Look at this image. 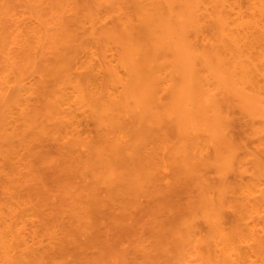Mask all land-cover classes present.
<instances>
[{"label":"bare ground","instance_id":"1","mask_svg":"<svg viewBox=\"0 0 264 264\" xmlns=\"http://www.w3.org/2000/svg\"><path fill=\"white\" fill-rule=\"evenodd\" d=\"M13 1L15 0H0V63L4 68H9V72L14 69L10 72L13 74L16 70L20 71L23 63L22 67L27 74L37 76L38 84L30 91L34 90L33 93L43 100L41 107L45 113L41 114L52 121L57 130L62 125L65 127L62 135L65 140L44 133L50 123L47 127H42V134L47 135L44 137L40 132L39 135L43 136V140H48V136L51 141L55 139L56 142L58 140L62 143V152L69 155L72 161L69 160V164L66 161L68 165L66 164L65 168V164L59 160L58 165L64 168L65 172L71 171V163H77L76 172L73 167L70 173L73 172L80 178L81 181L78 180L80 183L77 181L76 186L81 185L79 186L84 191L82 196L86 199L84 205L82 196H78L77 192L75 196L80 197V200H75V196V199L69 197L70 213L65 217L69 218L68 222H72L74 227L70 231L69 223L70 227L66 228L65 232L63 228L61 230L65 242L60 236L64 248L59 245L62 254L59 252L57 255H69L66 258L70 259L71 256V261L68 263L61 261L62 259L51 260L55 257L46 260L42 256L35 257V264H83V257L93 254L88 253L92 251L91 248H94L95 254L89 258L95 259V264H102L105 260V264H110L111 261V264H132L133 258L129 259L128 256L132 251L130 250V253L128 249L121 247L125 240L122 241L120 237L127 236V239L131 238L133 241L132 235H137L138 229L140 231L141 228L138 225L140 222H136L138 217H135V213L143 214L144 210H147L145 208L149 206L150 211L152 206L157 204L153 200V204L146 201L143 206L139 197L148 200L156 198L160 205H165H161L164 210L156 205L158 212L155 209L154 212H149L151 221L153 213L156 220L152 222L158 221L163 229L160 230L163 232L160 233L161 237L166 236V242L169 241L166 245L165 241L160 239L161 243L166 245L162 248L160 244L159 248H153L157 246L149 242L152 244L151 249L160 251V256L164 258L159 263L155 261L156 264H192V261H196L195 264H247V261H250V264H264V219L261 220V213H264V0H55L57 4L52 0L55 2L54 6H57L50 10L53 3L49 1V7L44 6L46 12H39L41 5L35 4L37 0H23L35 11L28 14L27 10L25 14L28 16H25H31L33 22L29 21L30 26L25 24V27L29 26L26 27L28 31L21 30V35L28 34L26 32L33 34L34 40L29 39L30 36L26 39L28 35L22 37L28 43L14 35L19 25L16 26L13 21L16 14L11 16L9 12L8 2L11 6ZM25 7L22 6V9ZM22 14L19 16L22 17ZM8 16L13 17V22L9 21ZM12 44L14 49L18 48V44L22 46V51L25 50L23 59L16 58L19 48L15 55L12 52ZM259 50L260 53L255 54ZM0 70L3 73L4 69ZM17 72L15 75L22 73ZM22 75L27 76L25 73ZM33 81L35 82V79ZM1 84L0 148L2 146L6 149L7 143H4L13 138L12 134L10 136L12 130L7 127L10 119L6 107H11L14 103L21 105L25 87L17 84L15 89H9L13 91L8 92L9 87L5 88ZM27 99L31 102L29 97ZM27 99L25 98V101ZM28 105L30 108L28 106L27 109L34 106ZM29 109L28 112L33 111ZM24 110L20 113L30 115L24 113ZM77 111L80 112L78 114L81 119L84 117L85 120L87 117L91 120L95 126L94 130L96 128L95 135L89 136L90 132L85 134L87 137L82 136L83 132L77 129L81 123ZM34 119L31 118L32 121ZM44 121L40 122L45 124ZM236 123L242 128L245 127L243 129L247 138L253 137L258 141L254 140L256 145H262L255 146V150L249 149V144L247 145L243 138L238 139L233 135ZM6 127L8 134L5 132ZM35 133L34 131L32 135ZM40 137L37 141L39 145H43L44 141L40 144ZM17 140L21 139L18 137ZM6 147L9 148L8 145ZM63 160H68L67 156ZM168 168L170 171H167ZM162 169L170 173L163 186L161 182L164 178L160 176ZM210 171L217 176L214 180L209 178ZM163 175L167 177L166 174ZM73 176L76 179V176ZM233 176L241 181L231 184L229 179ZM244 177L248 181L244 180ZM63 184L59 186L62 187ZM80 188L74 189L79 191ZM22 190L20 195L24 194H21ZM80 191L78 193L81 194ZM16 193L17 191L14 194ZM49 193L55 191H46V197ZM27 194L24 197H27ZM43 194L45 195V192ZM58 194L61 196V193ZM182 194L185 195L184 199L181 198ZM37 195L35 197H38ZM35 197L30 200L31 204ZM39 198L40 196L38 203L41 202ZM7 201L11 200L8 198ZM51 201L54 203L55 200ZM79 201L84 206H81ZM46 202L49 203V199ZM48 205L46 209L52 211L50 203ZM21 206L25 207L24 204ZM38 208L36 210L41 212L42 208ZM160 209L163 210L161 214ZM60 210L63 211L62 208ZM65 210L68 211L64 208ZM58 211L57 209V213ZM142 211L143 213H140ZM227 211L235 214L232 215L235 222H230L232 227L229 225V229L224 227L228 219L226 216L230 213ZM115 212L120 217H115ZM12 213L14 214L13 211ZM145 215L143 214L144 217ZM55 217H49L52 220V223L48 221L50 225L55 224ZM129 217L135 224L127 228L125 225ZM225 217L227 219H224ZM259 219L262 222L260 228L256 227ZM237 220L240 221L236 222ZM42 221L44 222L43 218ZM199 221L206 225L205 230L200 227L201 224L198 229ZM8 222L6 226L8 224L10 227V220ZM45 222L49 224L47 220ZM144 222V225H147L146 220ZM152 227L153 236L156 237L154 239L158 241V227ZM48 228L42 230H50ZM140 232V235L143 234ZM2 233L0 231V234ZM125 233H131V236ZM140 235L136 238L139 239ZM14 236H18L19 241L22 239L21 232ZM23 241L25 242V237ZM23 241L21 240L22 244ZM119 244L121 246H118ZM15 249L13 247L11 251ZM142 250L144 251L143 248ZM153 250L149 251L154 252ZM145 252L142 253L148 256L147 251ZM158 252L153 255L158 256ZM8 256L10 257V254ZM137 260L133 259L135 263Z\"/></svg>","mask_w":264,"mask_h":264},{"label":"rangeland","instance_id":"2","mask_svg":"<svg viewBox=\"0 0 264 264\" xmlns=\"http://www.w3.org/2000/svg\"><path fill=\"white\" fill-rule=\"evenodd\" d=\"M44 0H37V2L35 3V4H39V5H41V7H40V9H39V12H46L45 11V9H44V6H46L47 7V5L50 3V2H52V0H46V4L43 2ZM50 1V2H49ZM55 1V0H54ZM14 3H12L11 2V6H10V2H8L9 3V12H11L10 14H11V16L12 15H15L14 17H15V19H13V21H15V25L17 26V25H19V26H17V28H16V30H15V36L16 37H18V38H20L21 39V41H26V42H24V43H28L27 42V38L29 37V39L31 38V40H34L33 39V34L31 35V33L30 32H26V33H28V34H26V35H28V36H26V35H24V34H22L21 35V33H22V31H24L25 32V30H27L26 29V27L28 28L31 24V22H33V20H32V18H31V16H29V17H27L28 16V14H30L29 12H35V11H33L34 9H32V8H29L28 7V5H26V1H23V0H15V1H13ZM23 2H25L24 4H23ZM41 2V3H40ZM56 2V3H55ZM54 3L55 4H57V1H55ZM48 3V4H47ZM53 3V2H52ZM51 3V4H52ZM54 3L52 4V5H50V7H51V9L50 10H52L54 7L56 8V6H54ZM21 4V5H20ZM43 4V5H42ZM45 4V5H44ZM19 5V6H18ZM24 5L26 6L25 8H23L22 9V6L24 7ZM49 5H48V7H49ZM21 6V8H19ZM43 6V7H42ZM53 6V7H52ZM28 7V8H27ZM45 7V8H46ZM39 8V7H38ZM30 9H32V11L30 10ZM42 9V10H41ZM15 10H16V12H15ZM21 10H23V12L21 11ZM27 10H28V14H25V13H27ZM30 10V11H29ZM46 10H48V9H46ZM17 11L19 12L18 14H17ZM49 11V10H48ZM50 12H52V11H50ZM22 14V17L21 16H19V15H21ZM25 15H27V16H25ZM9 18H10V22H13V21H11V19L13 18V17H10V16H8ZM20 19H19V18ZM8 18V19H9ZM16 18H17V20H16ZM30 20H29V19ZM22 19H24V21L22 20ZM19 20H21L20 22H24L23 24L22 23H20L19 22ZM26 20H28V21H26ZM17 21L19 22V23H17ZM29 21H31V22H29ZM26 22V23H25ZM29 22V23H28ZM25 24H27V25H29V26H26L25 27ZM20 28V29H19ZM22 30V31H21ZM28 31V30H27ZM30 33V34H29ZM24 36H26V39H23L22 37H24ZM30 40V41H31ZM29 41V40H28ZM29 41V42H30ZM31 44H33V41H32V43ZM13 45V47H12V52L16 55L17 54V49L19 48V51H18V54H17V56H16V58H18L19 60L20 59H23L24 57H23V54H25V50L23 49V51H22V46H20V45H18V44H16L17 46H18V48L16 47V45H15V47H16V49H14V44H12ZM28 46H30V44H27ZM28 46H26V47H28ZM263 51H264V49H263ZM19 52H21L20 54H22V55H20L19 54ZM258 53H260V50L259 51H257L255 54H258ZM11 55L12 56H15V55H13L12 53H11ZM22 57V58H21ZM15 58V59H16ZM24 61V60H23ZM23 66V63H22V65H21V68H19V70L22 72V73H20L21 75L23 74V73H25V75H27L28 76V74H27V72L23 69L24 67H22ZM52 67H54V66H52ZM0 69H4L3 70V73L5 74V76H4V74L2 73V70H0V81H1V83H4V84H1L2 86L4 85L5 86V88H8V92H11V91H13V90H9V89H13L14 88V86L16 87V85L18 84V85H23V87H25V93H23L22 92V99L24 100H21L22 102H23V104H22V102H20L21 103V105L23 106H21V105H19L18 106V104L16 105L15 103L13 104V106H7L6 107V111H7V114H8V119H10V121H9V123L7 124L8 126L7 127H9V129L10 130H12V132H10V136H11V134H12V136H13V138L11 137V138H9L8 139V141H6L4 144H6L7 143V145L9 146V148L8 147H6L4 144H3V146H5V148L6 149H3L2 148V146H1V148H0V207H1V210L4 212H2L1 210H0V231L1 232H3L2 234H0V246L1 247H3V248H1L0 247V264L2 263V264H26V262H27V264H35V257H45V259L46 260H48V259H51L52 257H55V259L53 258V259H51V260H57V261H59V260H61V261H67L68 263L71 261V256L69 257L70 259H68V258H66V257H68L67 255H65V256H60V254H62L61 252V250H62V248L61 247H59V245H61L62 246V244H63V242H62V240H61V238H60V236L63 238V235H62V231L61 230H63L64 232L68 229V227H70V224L72 223V222H68V219L69 218H67L66 219V215H68L69 213H70V211H69V209H70V204H68V203H70L71 201H70V199H69V197H73L74 199H75V197H76V199L75 200H80L79 198H78V196L79 195H84V191H83V189L82 188H80V186L79 185H77L76 186V183L78 184V182L79 181H81V180H79L80 178H77V175L75 174V173H70L71 171H72V168L74 167V172H76V169H77V167H76V165H77V163L76 162H74V163H71L70 164V167L71 166H73L70 170L71 171H69V166H67L68 168V170L67 171H69V172H65V169L64 168H61V166L60 165H58L59 164V160H61L62 162H60V164L62 163V166L64 165L65 166V168H66V164H67V162L66 161H68V164H69V160H70V162H72L71 161V159L69 158V155H65V152H62L63 151V149L61 148V145H62V143L61 142H58V140H57V142H56V140L55 139H53V141H51L52 139L50 138V137H48V136H50L51 135V137L53 136H55V138L56 137H58V139L59 140H62V139H64V138H62L63 136L62 135H64V130H65V127L63 126H61V128L59 129V130H57V126L52 122V121H50V120H48V119H46L42 114H44L43 113V108L41 107L43 104V100H41V98H39V96L36 94V93H33V91L31 92L30 90H32V88H35L36 86H37V84H38V81H37V76L36 75H33V76H31L30 74H29V78L27 77V76H23V77H25V78H23L22 76H20V74H17V75H15V73L18 71V70H16L15 72H14V74L13 73H10L11 71L13 72V70H11L10 72H9V68H4V66H3V64L2 63H0ZM22 69V70H21ZM7 70V71H6ZM23 70H24V72H23ZM20 71H18L17 73H19ZM1 74H3V75H1ZM15 75V76H14ZM6 76H9L10 78L8 79ZM27 77V78H26ZM2 78H3V80L6 82H4L3 80H2ZM20 78L22 79V80H24V81H22V80H20ZM33 78V79H32ZM35 79V82L33 81ZM9 80V81H8ZM17 80V83H15L14 84V82ZM18 80H20L19 82H18ZM27 80V81H26ZM28 84H26V83ZM13 84V85H12ZM10 85V86H9ZM3 86V87H4ZM13 86V87H12ZM11 87V88H10ZM15 89V88H14ZM27 91H29V93H27ZM30 92H31V94H30ZM26 93H27V95H26ZM34 94V95H33ZM35 94L37 95V97L35 96ZM30 95V96H29ZM33 95V96H32ZM30 98V101L31 102H29V99H27V98ZM25 98L27 99L26 101H25ZM31 99H33V100H31ZM33 101V102H32ZM27 102V103H26ZM39 102V103H38ZM42 102V103H41ZM19 103V104H20ZM41 103V105L39 106V104ZM28 104H32L31 105V107L34 105L35 106V104H37V106H35L36 107V109L34 108V106L31 108V109H29L30 108V105H28ZM9 105H12V104H9ZM14 105H16V107L14 106ZM29 106V110L31 111L32 109H33V111H31V112H28V109H27V107ZM40 107H41V109H40ZM16 108V109H15ZM8 109V110H7ZM18 109H21V110H18ZM25 109V110H24ZM35 109V110H34ZM38 109V110H37ZM23 110H24V113H26V114H29L30 113V115H25V114H23V113H20V112H23ZM37 110V111H36ZM39 110H41V112L39 111ZM12 111V112H11ZM14 111V112H13ZM35 111L37 112V114H35ZM9 112H11V113H9ZM19 113V114H18ZM42 113V114H41ZM78 113H80L79 111H77L76 112V114H78ZM33 114H35L34 116L35 117H33ZM39 114V115H38ZM75 114V115H76ZM9 115H10V117H9ZM25 115V116H24ZM235 115H237V114H235ZM22 116H24L23 118H22ZM28 116V117H27ZM77 116V115H76ZM79 116H81L80 114H78V119H79V121L81 122L80 123V126H82V127H80V126H78L77 127V129L83 134H81L83 137H87L88 135L89 136H92V135H95L96 134V128H95V130H94V125H93V123L91 122V120L90 119H88L87 117L85 118V120H83L84 119V117L81 119V117H79ZM238 116V115H237ZM236 116V117H237ZM27 117V119H26V121L24 120L25 118ZM239 117V116H238ZM31 118L33 119V118H35V119H37L39 122L38 123H36V122H34V121H37V120H31ZM29 119H30V121H29ZM42 119V120H41ZM88 119V120H87ZM17 120V121H16ZM44 120H46V121H44ZM90 120V121H89ZM27 121H29V123H27ZM40 121H44L45 122V124H43V122L41 123ZM50 121V122H49ZM33 122V123H32ZM48 122V123H47ZM85 123V124H82V123ZM47 123V124H46ZM49 123H50V125H49ZM51 123H52V126H51ZM28 124V125H27ZM29 124H30V126H29ZM36 124H38V126L35 125ZM40 124H43V125H40ZM67 124V123H66ZM82 124V125H81ZM34 125V126H33ZM44 125H46V126H44ZM47 125H49V127H47ZM86 125V126H85ZM32 126V127H31ZM7 127H6V130H5V132L6 131H8V129H7ZM23 127H26V128H23ZM30 127V128H29ZM34 127V128H33ZM38 127H40V129H38ZM44 127H47L46 129H44L45 130V132L44 133H47L48 134V136L46 137V139H48L49 140V143H48V140H43L44 138H43V136L45 137L47 134H42V130H43V128ZM235 127H236V129L234 128L233 129V132L235 131V133H233V135H235V137H237L238 139H239V137L240 138H243L242 140H245L246 141V143H247V147L249 148V149H254L255 148V146H259V145H256V142H258V141H256V139L255 138H253V137H251V138H247V133H245V130L243 129V128H245V127H243L242 128V126L240 125V124H238V123H236V125H235ZM32 128L34 129V131L36 132L35 133V135L33 136L32 135V133H34V131L32 130ZM24 129H26V131L24 130ZM90 129H91V131H90ZM243 129V130H242ZM53 130V131H52ZM19 131V132H18ZM38 131V132H37ZM48 131H49V133H48ZM51 131V132H50ZM61 131H62V133H61ZM13 132H14V134H13ZM43 135L42 137H40L41 135H39L40 133ZM53 132V133H52ZM91 132V133H90ZM92 132H93V134H92ZM27 133V134H26ZM58 133H60V134H58ZM88 133H90V134H88ZM6 134H8V132H6ZM30 134V135H29ZM85 134H88V135H85ZM18 135V137H19V139H21L20 141L19 140H17L18 139V137H16ZM36 135H39V137L40 138H42L41 140H40V144H41V142L43 143V141H44V144L42 145H39V141H37V140H39V139H37V138H39V137H37ZM7 136H9V135H7ZM9 136V137H10ZM24 136V137H23ZM31 136V137H30ZM25 137H26V139H25ZM60 137V138H59ZM30 138V139H29ZM33 138V139H32ZM245 138H247V139H245ZM249 139V140H248ZM15 140H17V141H19V142H15ZM23 140V141H22ZM28 142V145H26V141ZM29 140V141H28ZM37 142V143H35V141ZM65 140V139H64ZM252 140H253V142H252ZM254 140L256 141V142H254ZM46 141V142H45ZM52 143H51V142ZM262 141H264V140H262ZM56 142V143H55ZM18 143V144H17ZM25 143V144H24ZM48 143V144H47ZM255 143V144H254ZM21 144V145H20ZM32 145L31 147H30V145ZM46 144V145H45ZM56 144H58V145H56ZM262 144H264L263 142H262ZM261 144V145H262ZM18 145V146H17ZM51 145V146H50ZM260 145V146H261ZM55 147H59L58 149H56ZM264 147V146H263ZM256 148H258V147H256ZM59 149H60V151H59ZM259 149V148H258ZM255 150V149H254ZM62 154V155H61ZM160 154V153H159ZM60 155V156H59ZM63 155H65V156H63ZM67 156V159L68 160H63V158L65 159V157ZM66 163H65V162ZM67 164V165H68ZM73 164V165H72ZM248 164H251L250 162H248ZM250 166H248V168H249ZM63 169H64V171H63ZM164 170V171H163ZM170 171V169L168 168L167 169V171ZM165 169H162L161 171H160V173H161V175L160 176H162L164 179H163V181L161 182L162 184H161V186H163V185H165V184H163V182L165 183L167 180H168V176H170V173H168ZM211 172V171H210ZM40 173V174H39ZM68 173H69V176H68ZM75 175L76 177V179H74V176L73 175ZM163 174H166V176L167 177H165V175H163ZM169 174V175H168ZM209 175V174H208ZM207 175V176H208ZM214 174L211 172L210 173V175H209V178L210 177H212V178H210V180H214V178L215 177H217V176H213ZM247 175V174H246ZM39 176V177H38ZM43 176V177H42ZM231 176V175H230ZM236 177V176H235ZM229 178H231V177H229ZM238 178V177H237ZM237 178H235L234 179V176H233V178L230 180L229 179V181L231 182V184L233 183V184H235L236 182H238L239 183V181H241V180H239V178H238V180H237ZM244 178H246V177H244ZM248 178H250V177H248ZM42 179V180H41ZM68 179V180H67ZM26 180V181H25ZM79 180V181H78ZM244 180H247V178L246 179H244ZM251 180V179H250ZM249 180V181H250ZM72 181V182H71ZM76 181V182H75ZM78 181V182H77ZM248 181V180H247ZM244 182H246V181H244ZM243 182V183H244ZM5 183V184H4ZM7 183H8V185H7ZM62 183H64V184H66V185H64L63 184V186L61 187V186H59L60 184H62ZM68 183V184H67ZM71 183V184H70ZM75 184V185H73V184ZM80 183V182H79ZM57 184H58V186H57ZM237 184V183H236ZM19 185V186H18ZM80 188V189H82L81 191H80V189H79V191L81 192V194L80 193H78L79 191H77V189H74V188ZM10 187H12V188H10ZM7 188V189H6ZM26 188H28L29 189V191H26L27 189ZM43 188L45 189V190H43ZM51 188V189H50ZM53 188H55V189H53ZM58 188V189H57ZM61 188V189H60ZM21 189H23L22 190V192H21V194L22 193H24L23 195H20L19 193H20V191H21ZM59 189H60V191H59ZM70 191V189H73L70 193H68L69 191ZM34 190V191H33ZM37 192H39V191H41V192H39V193H37ZM57 190V191H56ZM14 191V192H13ZM15 191H17V193H18V195H17V193L16 194H14L15 193ZM46 191H51V192H54L55 191V193H52V194H50V195H48V197L50 196V198L52 199V200H55L54 201V203L51 201V199L50 198H48V197H46V195L48 194H46ZM67 192V193H65V192ZM73 191H75L74 192V194L73 195H71L72 194V192ZM25 192H26V194H27V192H29L27 195L29 196H27V197H24V195H26L25 194ZM45 192V195L43 194V193ZM61 193V196H58L59 194L58 193ZM77 192V194H78V196H75V193ZM6 193V194H5ZM11 193H12V195L13 196H15V197H12V195H11ZM65 193V194H64ZM83 193V194H82ZM5 194V195H4ZM9 194H10V196H9ZM33 194H38L37 196L39 197L40 196V198H39V200H41V202H37L38 201V197H35L36 195H33ZM63 194H64V196H63ZM44 195V196H43ZM65 195H66V197L68 198V199H66L65 200ZM229 195V194H228ZM9 196V197H8ZM33 196L35 197V203L32 201V204H31V201L30 200H33ZM43 196V197H42ZM56 196V197H55ZM75 196V197H74ZM230 196V195H229ZM231 197H233V194H232V196ZM5 198V199H4ZM9 198V200H11V201H7V199ZM14 198V199H13ZM17 198H19L18 200H17ZM37 198V199H36ZM44 198H46V199H44ZM64 198V199H63ZM78 198V199H77ZM142 198H144L143 200H142ZM151 198V197H150ZM181 198L182 199H184L185 198V195L184 194H182L181 195ZM229 199H232V198H230V197H228ZM23 199V200H22ZM44 199V200H43ZM48 199H49V203H50V207L52 208V203H53V205H54V207L52 208V211L49 209H46L47 208V206L49 207V203L48 202H46V200L48 201ZM73 199V200H74ZM156 198H153V199H147V198H145V197H139V201L142 203V205L144 206L145 205V202L146 201H149V202H151V201H155V202H157V206L159 205L161 208H162V206H163V204L164 203H162L161 205H160V203L157 201V200H155ZM14 200V201H13ZM20 200V201H19ZM64 200V201H63ZM85 200L86 199H84L83 198V196L81 197V201L83 202H80V205L81 206H84L85 205ZM24 202V203H21V202ZM57 201V202H56ZM88 201V200H87ZM86 201V202H87ZM43 202V203H42ZM46 202V203H45ZM52 202V203H51ZM58 202H62L61 204L59 203L58 204ZM73 202V201H72ZM76 202H78V201H76ZM13 203L14 204V206H13V204L11 205V204ZM20 203H21V205L22 204H24V206L25 207H23V206H21L20 205ZM48 203V204H47ZM68 205V206H65L66 204ZM84 204V205H82V204ZM88 203V202H87ZM148 203V202H147ZM152 203V202H151ZM151 203H149L148 205H150V208H151ZM28 204V205H27ZM41 204V205H40ZM44 204H45V206H44ZM89 204V203H88ZM153 204V203H152ZM34 205V206H33ZM38 205V206H37ZM55 205H57V206H55ZM147 205V206H148ZM156 205L154 204L152 207H153V209H155L156 208ZM65 206V207H64ZM165 206V205H164ZM163 206V207H164ZM17 207H18V209H17ZM31 207H33V208H31ZM37 207H39L38 209H40V208H42L41 209V212L42 213H44V214H42L41 212H40V210L38 211V210H36V208ZM58 207V208H57ZM59 207H61L62 209H63V211H61L60 209H59ZM146 207V206H145ZM3 208V209H2ZM6 209V211H5V209ZM25 208V210H23ZM35 208V209H34ZM64 208L65 209H68V211L66 212V210L64 211ZM20 209V210H19ZM31 209V210H30ZM56 209V210H55ZM57 209L60 211H58V213H57ZM133 209V208H132ZM145 209H149V206L147 207V208H145ZM153 209L151 208V210L149 211H147V210H144V213H143V211L142 212H140V213H143L144 215L146 214V212H147V214L145 215V217L143 216V214H139V215H137L135 212V217H138V219H137V221L136 220H134V221H136V222H140V223H138V225H140V227L141 228H145V229H141L140 228V231H139V229H138V231H137V235L136 234H134V235H132L133 237L132 238H136L138 235H140L139 234V232L140 233H142L143 232V234H141L140 235V237H141V239H140V237H139V239H133V241H132V239L131 238H129V239H127L125 236L122 238V235H121V237H120V239L122 240V241H124L125 240V243H124V245H123V242L121 243L123 246H121L120 244L118 245V246H121L122 248H125V249H128V252H130L131 253V251H132V254H130V255H128L129 256V259L130 258H133V259H135V258H137L138 260H137V263L138 264H141V262H142V264H144V262H145V264H148L149 262L151 263V264H153V263H155L156 264V262H161L164 258H162L163 256H160V251L158 252V250H156V252H158L159 254H158V256H156L155 254L153 255V253H156L153 249H151L152 248V244H154L153 246H157V247H153V248H159V244H160V246H161V248L162 247H164V246H166L167 244H168V242H166V236L164 237L163 235V238L161 237V234L160 233H162L163 234V232H160V230H162L163 231V229H161V226H160V224H158V221H156V222H152V221H154V220H156V217H154V214L152 213V215H153V217H152V221H151V217H150V215H151V213L149 214V212H152L153 211ZM159 209V208H158ZM163 209V208H162ZM166 210H167V208H165ZM227 209H229L230 211H232V209H230V208H227ZM17 210H19V211H21V212H19L18 211V213H17ZM156 210V209H155ZM161 210V209H160ZM164 210V209H163ZM163 210H161L159 213L161 214L162 212H163ZM165 210V211H166ZM7 211L9 212V213H7ZM12 211L14 212V214L12 213ZM31 213H30V212ZM51 211V212H50ZM55 212V214L54 213H52V212ZM157 211V210H156ZM155 211V212H156ZM230 211H227V212H230ZM2 212V213H1ZM38 212H40L39 214H37ZM131 212V211H130ZM154 212V211H153ZM158 212V211H157ZM167 212V211H166ZM226 212V213H227ZM19 213H21V214H19ZM30 213V214H29ZM232 212H230V213H228L227 214V216L226 217H228V219L225 217L224 219H227V222H229V224L227 223V222H225V224H224V227L226 228V229H229V225L231 226L232 225V223L230 224V222H232V220H234L233 221V223L235 222V217H234V219L232 218V215L234 216L235 214H231ZM16 214H18V215H16ZM25 214V215H24ZM36 214V215H35ZM46 214H47V217H46ZM62 214V216H60ZM117 213L115 212V217H120V215L118 216V214L116 215ZM149 214V215H148ZM155 214H157V213H155ZM159 214V215H160ZM262 215V217H261V220L262 219H264V213L262 212L261 213ZM3 215V216H2ZM8 215V216H7ZM13 215H16V216H18V218L16 217V216H13ZM27 215V216H26ZM64 215V216H63ZM143 217H142V216ZM159 215L157 216V217H159ZM226 215V214H225ZM41 218H40V217ZM55 216H58V217H55ZM60 216V217H59ZM125 217H127L126 215H124ZM123 216V217H124ZM133 216V215H132ZM131 216V217H132ZM149 216V217H148ZM156 216V215H155ZM162 216H164V214L162 215ZM166 216V215H165ZM7 217V218H6ZM49 217H55V219H54V223L55 224H52V225H50V223L49 222H51L52 223V220H50V218ZM61 217H63L62 219H61ZM67 217H69V216H67ZM122 217V216H121ZM131 217H129L130 219H128L127 220V222H126V224L127 225H125V227H127V228H129V225L130 226H132V225H134L135 223H133V219H131ZM135 217H132V218H135ZM140 217H142L141 219H140ZM20 218V219H19ZM24 218V219H23ZM30 218V219H29ZM42 218L44 219V222L42 221ZM45 218H48V219H46L47 220V222L49 223V224H47L45 221ZM52 218V219H53ZM57 218H59L58 220H57ZM144 218H145V220H146V224L147 225H144ZM146 218H148V219H150L149 221L146 219ZM154 218V219H153ZM39 219V220H38ZM63 219H65L64 221H61L60 222V220H63ZM124 219V218H123ZM136 219V218H135ZM159 219V218H158ZM160 219H161V216H160ZM164 219V218H163ZM162 219V220H163ZM8 220H10V227H11V229H10V227H8L9 225V222H8ZM12 220V221H11ZM14 220V221H13ZM16 220V221H15ZM29 220V221H28ZM124 220H126V219H124ZM130 220V221H129ZM230 220V221H229ZM240 220H242V219H240ZM240 220H237L236 222H238V221H240ZM25 221V222H24ZM40 222V223H38V222ZM57 221H59V222H57ZM159 221H161V220H159ZM226 221V220H225ZM15 222V223H14ZM31 222V223H30ZM33 222V223H32ZM57 222V223H56ZM129 222H130V224H129ZM142 222V223H141ZM144 222V223H143ZM201 221H199V222H197V224H198V229H199V224H201L200 223ZM259 223H258V225L256 226V227H259L260 228V226L262 225V224H260V223H262V222H264L263 220H262V222H260V219H259V221H258ZM6 223H8L7 224V226H6ZM13 223V224H12ZM38 223V224H37ZM42 223H45V224H42ZM58 223H60V224H58ZM63 223H65V225H63ZM70 223V224H69ZM124 223H125V221H124ZM162 223V222H161ZM242 223H243V220H242ZM11 224H12V226H11ZM29 224H31V225H29ZM58 224V225H57ZM67 224H69V225H67ZM74 224V223H73ZM152 224V225H151ZM227 224V225H226ZM6 226V228H5V226ZM20 225H22V226H20ZM39 225V226H38ZM61 225V226H60ZM159 225V226H158ZM202 225V224H201ZM38 226V227H37ZM47 226V227H46ZM48 226H51V227H49L50 228V230H42V228L44 229V228H48ZM60 226V227H59ZM152 226H155L156 228H157V230H158V235L160 236L159 238H157L158 239V241H155L156 239H154V237L155 236H153L154 235V232H153V230H154V228L152 227ZM204 226L206 227V225H204V223H203V225L202 226H200V227H203L202 229H204ZM41 227V228H40ZM57 227V228H56ZM72 227H74V226H72V224H71V227L69 228V230L72 228ZM232 227V226H231ZM8 228H9V232H8ZM18 228H19V230H20V232H21V238L22 239H20V241H19V238H20V235H19V238H17L18 236H14V234L16 235V233H17V235L18 234H20V232H19V230H18ZM48 228V229H49ZM56 228V229H58V232L56 233V229L54 230V229ZM63 228V229H62ZM67 228V229H66ZM150 228V229H149ZM152 228V229H151ZM4 229H7V230H4ZM38 229H40V230H38ZM60 229V230H59ZM73 229V228H72ZM147 229V230H146ZM206 229V228H205ZM204 229V230H205ZM16 230V231H15ZM18 230V231H17ZM22 230V231H21ZM42 230V231H41ZM52 230H53V232H52ZM142 230H145V231H142ZM148 230H150V232L148 231ZM201 230V229H200ZM203 230V231H204ZM258 230V229H257ZM37 231H39V232H37ZM41 231V232H40ZM60 231V232H59ZM71 231V230H70ZM152 231V232H151ZM202 231V232H203ZM16 232V233H15ZM53 233V235H51L52 233ZM63 232V233H64ZM126 232V231H125ZM130 232V231H129ZM155 232H156V230H155ZM26 233V234H25ZM146 233V234H145ZM166 232L164 231V234H165ZM39 234V235H38ZM54 234H56L55 236H54ZM58 234V235H57ZM126 235H130L131 233H125ZM124 234V235H125ZM27 235V236H26ZM28 235H29V238H28ZM38 235V236H37ZM135 235H136V237H135ZM144 235V236H143ZM167 235V234H166ZM13 236V237H12ZM131 236V235H130ZM157 236V235H156ZM7 237H8V239L9 240H7ZM25 237V242L23 241V238ZM54 237H56L55 239H54ZM158 237V236H157ZM6 238V239H5ZM17 238V239H16ZM29 240H28V239ZM150 238V239H149ZM154 240H153V239ZM156 238V237H155ZM58 239H59V241H58ZM120 239H119V241H120ZM160 239H162V241L164 242L165 241V244L166 245H164V243L162 242L161 243V240ZM164 239V240H163ZM18 240V241H17ZM21 240L23 241V244H22V242H21ZM60 240H61V242H60ZM129 240V241H128ZM141 242H140V241ZM54 241V242H53ZM63 241L65 242V239L63 238ZM118 241V242H119ZM128 241V242H127ZM11 242V243H10ZM21 242V243H20ZM29 244H28V243ZM56 242H60V244L59 243H56ZM127 242V243H126ZM130 242H132V243H130ZM143 242V243H142ZM149 242H151L152 244H149ZM156 242V243H155ZM25 243V244H24ZM56 243V244H55ZM128 243H130V244H128ZM137 243H138V245H137ZM14 244V245H13ZM16 244V245H15ZM20 244H22V246L20 245ZM26 244H28V249H26ZM161 244H163V246L161 245ZM170 244V243H169ZM9 245H11V249L14 247V249H15V247H16V249L12 252L11 251V249L9 248ZM25 245V246H24ZM32 245H33V247H32ZM64 245V244H63ZM148 246V248H147V246ZM13 246V247H12ZM17 246H20L21 248H17ZM59 248H58V247ZM134 246V247H133ZM24 247V248H23ZM63 248H64V246H62ZM127 247V248H126ZM150 247V248H149ZM138 248V249H137ZM142 248L144 249V251L142 250ZM146 248L148 249V250H146ZM160 248V249H161ZM17 249H18V251H17ZM57 249H59V251L57 250ZM27 250V251H26ZM33 250H35V251H33ZM91 250L92 251H90V252H88L89 253V255H90V253L92 254V255H90L91 257H94L93 255L95 254L94 252H95V250H94V248L92 249L91 248ZM94 250V251H93ZM131 250V251H130ZM138 250V251H137ZM142 250V251H141ZM149 250H153L154 252H151V251H149ZM6 251V252H5ZM24 251V252H23ZM133 251H134V253H133ZM145 251H147V254H148V256H149V258H148V256H146V254H144V253H142V252H145ZM8 252V253H7ZM29 252V253H28ZM39 252H41L39 255H38V253ZM46 252V253H45ZM53 252V253H52ZM60 252V254L59 255H57L58 253ZM139 252H141V254H143L144 255V257L139 253ZM151 252V253H150ZM194 252V251H193ZM5 253H7V254H5ZM13 253V254H12ZM36 253H37V255H36ZM56 253V255H54ZM146 253V252H145ZM8 254H10V257H12V258H10L9 256H8ZM32 254V255H31ZM46 255L48 256V257H46ZM135 255V256H134ZM139 255H141V256H139ZM192 256H194L193 254H191ZM16 256V257H15ZM51 256V257H50ZM90 256H88V254H87V256L86 257H83V264H95V261H93V260H95V259H91V258H89ZM134 256V257H133ZM146 256V257H145ZM152 256H153V258H152ZM6 257H8V258H6ZM14 257V258H13ZM33 257V258H32ZM88 257V258H87ZM155 257V258H154ZM9 258H10V260H9ZM16 258H18V260L16 259ZM48 258V259H47ZM162 258V259H161ZM253 258H254V256H253ZM7 259H8V261H7ZM12 259V260H11ZM59 259V260H58ZM133 259H132V264H137V263H135L134 261H133ZM152 259V260H151ZM254 259H256V258H254ZM253 259V260H254ZM26 260V262H23V261H25ZM28 260V261H27ZM154 260V261H153ZM7 261V262H6ZM13 261V262H12ZM30 261V262H29ZM54 261V262H55ZM60 261V262H61ZM106 261V260H105ZM105 261L102 263V264H105ZM144 261V262H143ZM156 261V262H155ZM9 262V263H8ZM94 262V263H93ZM110 262V261H109ZM148 262V263H147ZM250 261H247V264H250L249 263ZM111 263H113L112 261L110 262V264ZM149 263V264H150ZM192 264L194 263H196V261H192L191 262ZM98 264V263H97ZM190 264V263H189ZM253 264H257V263H253ZM258 264H260V263H258Z\"/></svg>","mask_w":264,"mask_h":264}]
</instances>
